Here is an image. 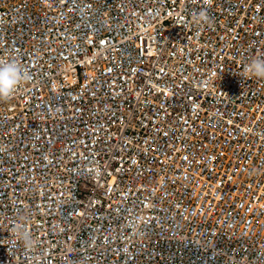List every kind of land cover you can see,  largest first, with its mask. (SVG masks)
Segmentation results:
<instances>
[{
	"label": "built area",
	"instance_id": "2783aa9c",
	"mask_svg": "<svg viewBox=\"0 0 264 264\" xmlns=\"http://www.w3.org/2000/svg\"><path fill=\"white\" fill-rule=\"evenodd\" d=\"M256 58L264 0H0V264H264Z\"/></svg>",
	"mask_w": 264,
	"mask_h": 264
},
{
	"label": "clouds",
	"instance_id": "9594fccd",
	"mask_svg": "<svg viewBox=\"0 0 264 264\" xmlns=\"http://www.w3.org/2000/svg\"><path fill=\"white\" fill-rule=\"evenodd\" d=\"M197 21L209 23V17L203 11L195 16ZM245 72L257 78H264V58H256L245 67ZM32 79L29 71L22 67L15 59L0 61V100L12 96L19 85ZM16 235L23 240L27 247L34 246L30 232L26 228H18Z\"/></svg>",
	"mask_w": 264,
	"mask_h": 264
}]
</instances>
